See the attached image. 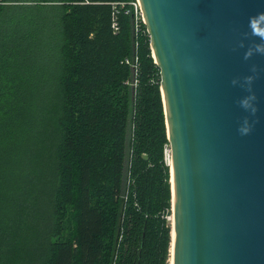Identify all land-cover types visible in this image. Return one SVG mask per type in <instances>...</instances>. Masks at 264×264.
Instances as JSON below:
<instances>
[{
  "label": "trees",
  "instance_id": "1",
  "mask_svg": "<svg viewBox=\"0 0 264 264\" xmlns=\"http://www.w3.org/2000/svg\"><path fill=\"white\" fill-rule=\"evenodd\" d=\"M34 1L50 3L36 5L56 11L57 27L48 14L49 26L25 18L32 30L0 33V48L28 54L17 46L44 45L38 25L48 27L56 97L46 116H30L32 104L47 107L35 85L21 94L6 75L0 86V264H167L169 142L145 26L135 36L121 9L113 33L111 3L130 0ZM135 56L137 75L125 62Z\"/></svg>",
  "mask_w": 264,
  "mask_h": 264
},
{
  "label": "water",
  "instance_id": "2",
  "mask_svg": "<svg viewBox=\"0 0 264 264\" xmlns=\"http://www.w3.org/2000/svg\"><path fill=\"white\" fill-rule=\"evenodd\" d=\"M138 2L169 142L173 264H264V55L244 59L258 42L245 36L248 18L264 0ZM247 75L255 116L239 106L245 89L231 83ZM244 116L254 123L241 136Z\"/></svg>",
  "mask_w": 264,
  "mask_h": 264
},
{
  "label": "rangeland",
  "instance_id": "3",
  "mask_svg": "<svg viewBox=\"0 0 264 264\" xmlns=\"http://www.w3.org/2000/svg\"><path fill=\"white\" fill-rule=\"evenodd\" d=\"M6 6H8V8L10 9L9 12L11 14H9V17L11 19L9 20H12V22H13V19H15L17 22L21 18H24V19L30 18L33 20L32 23L37 24V23H43L42 18H44L45 19L44 22L47 23V26H49V21H50V25L52 26L57 27L58 25L59 21H58V17H57L55 10L48 9V8H42L41 6L40 7L39 6L28 7V5H18V6L17 5H6ZM12 6H16V7H12ZM22 7H25V8H22ZM14 8L18 11L12 12V10H15ZM43 14H46V15L48 14L49 15L48 18L50 20L48 21L47 20L48 18L46 19ZM38 20H41V21H38ZM38 27H39L38 39L41 40L42 37L44 36V33L46 34V36L49 37V39L45 40L46 43L44 45H41L40 43H38V45L31 44L30 47L17 46V47H20L19 50L21 52H23L26 48L28 54H22L20 52H9L10 51L9 42H15L17 38H12V37L1 38L2 41L7 42V46H9V48H7L6 46L0 48V51H5V52H0V58H2L0 60V66H1L0 67V86L3 85L2 83L6 75L7 77L13 76L14 78L12 80L11 79L8 80V84L12 83L15 80V82L21 87L20 89L21 91L19 92L21 94L23 90L22 84H29L31 86L35 85V88L31 87L33 91L35 89V91L31 93L32 96L35 95L34 99L43 101L47 105V102L52 103L56 97V93H55L56 81H55L54 72H55V67H57L58 65L54 57L57 56V53H55L56 47L53 44V39L49 36V32H50L49 28L41 27L40 25H38ZM26 34L28 33L22 32L21 36H24ZM30 39L35 40L36 38L30 37ZM38 39H36V41H38ZM13 50L17 51V49L15 48ZM29 50L31 52L32 50L37 51L35 53H39V52H43V53L33 54V52L32 53L28 52ZM2 53H3V56H1ZM8 53H12V54H8ZM151 55H152V51H151ZM8 66L9 67L14 66V67L20 68V72H17V70L13 72L10 68H8ZM19 99H22V96ZM49 107H51V105L49 106L47 105V107L42 108L43 110H41L38 106H35L34 104H32L28 114L30 116H38L39 114L43 113L46 116L48 113ZM35 113L36 115H34ZM26 126L28 125L25 124V127ZM32 126L33 128L39 127L38 123L35 124L34 121L32 122ZM43 126L45 128L47 124L44 123ZM169 174H170V168H169ZM22 176L24 177V170H22ZM169 182H170V178H169ZM171 216H172V203H171L170 210H165V212L163 211L161 212V217L165 219L166 224L170 227V232H171ZM170 256L171 255H170V249H169V256L167 259V264H169Z\"/></svg>",
  "mask_w": 264,
  "mask_h": 264
},
{
  "label": "clouds",
  "instance_id": "4",
  "mask_svg": "<svg viewBox=\"0 0 264 264\" xmlns=\"http://www.w3.org/2000/svg\"><path fill=\"white\" fill-rule=\"evenodd\" d=\"M245 36L258 38V42H252L244 52V59H250L254 54L264 55V11L257 12L248 18V32ZM240 47H244L243 41L240 42ZM255 73V66L252 68ZM255 79L254 75H247L243 77L241 82L239 79L234 78L231 83L235 86L240 84L245 89L247 95L241 97L238 101L239 106L250 116H255L257 112L256 100L257 97L252 90V83ZM254 121L249 120V116H244L237 127V132L241 136H246L252 131Z\"/></svg>",
  "mask_w": 264,
  "mask_h": 264
},
{
  "label": "built area",
  "instance_id": "5",
  "mask_svg": "<svg viewBox=\"0 0 264 264\" xmlns=\"http://www.w3.org/2000/svg\"><path fill=\"white\" fill-rule=\"evenodd\" d=\"M2 2V0H0V3ZM112 5V22H111V28L113 33H117L119 30V23H118V19H117V14L120 12L121 9L124 10V14H131L132 15V19H133V31H134V35L136 36L138 33L143 32V27L142 24L143 23V17H142V13H141V8H140V4L138 2V0H130L128 2H113L111 3ZM120 9H119V8ZM135 48H136V44H135ZM154 60V58H153ZM125 62L127 64H129L134 73L136 74V67L138 65V61H137V57H134L133 61H129L128 59L125 60ZM137 75V74H136ZM138 80L136 78H134L132 80V85L135 87L137 86ZM165 160L168 164L169 162V149H165Z\"/></svg>",
  "mask_w": 264,
  "mask_h": 264
},
{
  "label": "crops",
  "instance_id": "6",
  "mask_svg": "<svg viewBox=\"0 0 264 264\" xmlns=\"http://www.w3.org/2000/svg\"><path fill=\"white\" fill-rule=\"evenodd\" d=\"M48 2H40V1H34V0H3L0 3V33L4 34L7 33L6 36H21L20 31L25 32V31H30L32 30L30 25L25 24L24 22L26 21V19L21 18L19 21L16 22L15 19L9 20L11 19L9 17V14H11L9 12V8L6 5H28V7L30 6H37L36 4H47ZM50 4V3H48ZM12 7H16V6H12ZM11 8V7H10ZM25 8V7H22ZM21 8V9H22ZM15 9V8H14ZM16 12L18 10H12V12ZM24 21V22H23Z\"/></svg>",
  "mask_w": 264,
  "mask_h": 264
},
{
  "label": "bare ground",
  "instance_id": "7",
  "mask_svg": "<svg viewBox=\"0 0 264 264\" xmlns=\"http://www.w3.org/2000/svg\"><path fill=\"white\" fill-rule=\"evenodd\" d=\"M170 163V160L169 162ZM171 168V167H169ZM172 180L171 175H170V181ZM171 188H172V184H171ZM172 198V196H171ZM172 203V201H171ZM173 211V210H172ZM170 236H171V243H170V260H169V264H173V236H174V227H173V212H172V216H171V232H170Z\"/></svg>",
  "mask_w": 264,
  "mask_h": 264
}]
</instances>
